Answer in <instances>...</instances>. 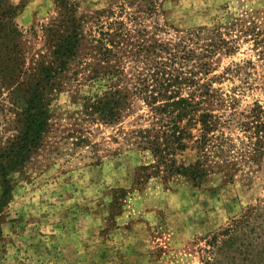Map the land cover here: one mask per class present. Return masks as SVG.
Listing matches in <instances>:
<instances>
[{"label":"rangeland","instance_id":"1","mask_svg":"<svg viewBox=\"0 0 264 264\" xmlns=\"http://www.w3.org/2000/svg\"><path fill=\"white\" fill-rule=\"evenodd\" d=\"M67 18L78 25L77 47L52 79L39 145L7 174L0 264H203L210 237L264 198V142L249 145L239 125L264 105V0H24L15 21L26 68L49 64L47 28L74 29ZM180 36L187 52L177 68L211 78L221 100L206 106L233 139L232 165L217 160L199 186L182 175L140 176L151 155L137 131L153 120L137 91ZM11 89L0 87V153L23 128L24 96ZM114 90L120 117L107 121L90 105ZM195 155L188 147L176 158Z\"/></svg>","mask_w":264,"mask_h":264},{"label":"trees","instance_id":"2","mask_svg":"<svg viewBox=\"0 0 264 264\" xmlns=\"http://www.w3.org/2000/svg\"><path fill=\"white\" fill-rule=\"evenodd\" d=\"M23 3L24 0L18 4L0 0V87L17 89L25 101L21 110L23 128L0 153V206L5 203L11 188L7 174L26 160L47 129L48 90L52 79L75 54L79 38L74 18L64 20L74 24V29L62 34L57 32L59 24L52 23L47 28L53 45L52 60L49 64L40 62L34 70L26 68L23 35L15 21ZM184 38L180 36L178 41L165 45L166 60L153 65L151 81L144 79V84L137 91L153 120L152 125L137 131L138 146L151 155V159L140 166L144 170L140 176L182 175L194 186H199L217 160L225 167L232 165L228 152L233 139L221 130V116L206 106L221 100L216 94L220 91L211 87V78L196 77L195 74L188 77L176 66V60L187 52L184 50ZM180 52H183L182 56ZM197 73L207 75V63L199 61ZM184 87L188 90L187 95L181 93ZM122 97L119 90H114L90 108L101 118L116 121L120 117ZM241 115L244 119L239 125L248 132L245 138L249 145L261 146L264 142V105L255 103ZM253 145L251 149L255 150ZM188 147L195 149V159L179 163L177 151ZM207 244L209 248L204 249L207 255L202 259L203 264H258L257 254L263 252L260 248L264 245V198L258 205L233 218L227 227L214 233Z\"/></svg>","mask_w":264,"mask_h":264}]
</instances>
